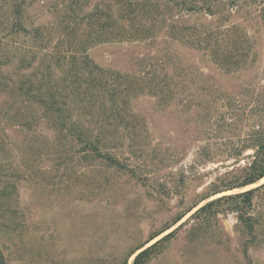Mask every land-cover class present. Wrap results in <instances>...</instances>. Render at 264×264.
<instances>
[{"label":"rangeland","instance_id":"1","mask_svg":"<svg viewBox=\"0 0 264 264\" xmlns=\"http://www.w3.org/2000/svg\"><path fill=\"white\" fill-rule=\"evenodd\" d=\"M111 1L89 0L84 13L97 5L103 6L108 17ZM55 3L30 0L26 25L41 31L38 44L46 50L48 44L52 47L56 43L59 50L74 42L82 47L86 39L80 37L87 31L86 21L75 28L73 43L57 41L61 6L55 8ZM178 20L179 27L192 22L184 15ZM201 21L203 18L197 19V23ZM115 23L111 20L112 28H106L86 51L97 65L95 72L105 70L106 75L127 77L131 83L120 107L123 119L117 120L120 115L110 113L104 122L109 148L102 150L108 149L129 164L137 177L106 166L98 158L84 157V144L63 139L50 124L43 123L33 131L20 126L4 128L0 166L5 174L13 166L22 172L17 180L0 178V251L7 264H131L132 251L170 226L178 214L200 200L210 183L220 181V175L233 167V161L207 163L197 156L201 144L193 125L194 109L178 101L190 94L180 92L175 101H163L157 89L165 84L164 74L170 68L185 64L214 78L228 92L250 82L253 74L219 76L221 70L206 57L205 50L183 46L177 40L179 35L168 34L158 23L151 30L147 27L138 41L114 38L112 34L120 31L118 21ZM229 24L237 34L251 39L242 44L243 49H258L256 43H250L258 39L264 48V26L256 20L241 14ZM165 63L169 67L162 71ZM156 70L157 75L150 80ZM140 72L145 74L143 81ZM3 101L0 97V106ZM83 112L86 117H99L95 109ZM240 164L244 165V160ZM11 182L15 189L6 190ZM263 183L264 179L199 203L180 222L144 245L143 249L176 230L168 242L158 245L148 264H264V188L254 194L248 210L255 221L251 232L233 210L238 201L223 200L208 212L193 215L209 201Z\"/></svg>","mask_w":264,"mask_h":264},{"label":"trees","instance_id":"2","mask_svg":"<svg viewBox=\"0 0 264 264\" xmlns=\"http://www.w3.org/2000/svg\"><path fill=\"white\" fill-rule=\"evenodd\" d=\"M56 1L55 8L61 6L58 10L57 41L60 44L73 43L72 40L77 37L75 28L86 21L87 31L79 36L86 39L85 46L74 42L65 50H59L56 43L52 47L48 44L46 50L38 44L43 36L41 31L28 28L25 22L30 0H0V97L4 100L0 106V136L4 135L2 130L8 127L20 126L33 131L43 123L50 124L63 134V139L84 144V157L98 158L106 166L137 177L129 164L113 156L108 149L102 150L109 148L106 146L108 136L104 122L110 113L120 115L117 120L123 119L120 107L130 81L127 77L117 78L111 73L106 75L105 70L95 72L97 65L86 51L95 45L96 37L102 35L106 28H112L113 19L116 23L118 21L120 30L112 34L114 38L138 41L148 31L147 27L151 30L158 23L168 34L179 35L177 40L183 46L193 45L205 50L206 57L221 70L219 76L233 77L244 72L253 74L252 79L248 78L250 82L228 92L214 78L204 75L194 65L185 64L170 68L164 74L166 82L162 87L158 83L157 94L163 101H175L180 92L190 94L189 98L180 97L178 101L187 109H194L193 125L197 141L201 144L197 156L207 163L233 161V167L220 175V181L210 183L200 200L186 212L178 214L170 226L151 236L129 254V257L136 254L131 264H148L158 245L168 242L176 230L145 249L144 245L180 222L199 203L220 193L244 189L264 179L263 43L261 39L254 40L250 43L257 44L258 49H243L242 44L251 39L245 34H237L235 27L229 24L233 18L244 14L264 26V0H112L108 17L103 6L96 5L92 12L84 13L89 0ZM161 12L163 17H159ZM176 13H179L178 18L184 15L192 22L179 27ZM200 18L204 21L197 23ZM105 19H109L110 24ZM259 62H262L261 66ZM168 65L165 63L161 70ZM90 66L93 70H88ZM140 73L139 79L145 80V74ZM157 73L158 70L150 80ZM85 109L90 112L95 109V115L99 114L101 118L86 117ZM243 160L244 165H241ZM6 173L0 166V178L17 180L22 177L16 166L9 167ZM261 188H264V183L209 201L193 215L208 212L223 200L238 201L232 209L238 213L240 223L251 232L255 221L249 211L254 194ZM7 189L14 190L15 184L11 182ZM0 264H7L1 251Z\"/></svg>","mask_w":264,"mask_h":264},{"label":"water","instance_id":"3","mask_svg":"<svg viewBox=\"0 0 264 264\" xmlns=\"http://www.w3.org/2000/svg\"><path fill=\"white\" fill-rule=\"evenodd\" d=\"M136 255V254H135Z\"/></svg>","mask_w":264,"mask_h":264}]
</instances>
